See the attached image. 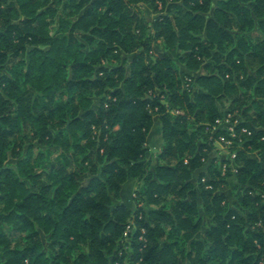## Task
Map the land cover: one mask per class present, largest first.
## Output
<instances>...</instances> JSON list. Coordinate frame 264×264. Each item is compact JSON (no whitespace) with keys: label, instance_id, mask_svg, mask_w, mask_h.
<instances>
[{"label":"trees","instance_id":"16d2710c","mask_svg":"<svg viewBox=\"0 0 264 264\" xmlns=\"http://www.w3.org/2000/svg\"><path fill=\"white\" fill-rule=\"evenodd\" d=\"M0 264H264V0H0Z\"/></svg>","mask_w":264,"mask_h":264},{"label":"rangeland","instance_id":"374dc122","mask_svg":"<svg viewBox=\"0 0 264 264\" xmlns=\"http://www.w3.org/2000/svg\"><path fill=\"white\" fill-rule=\"evenodd\" d=\"M142 10H143L144 17L148 22L151 21L153 18H155V14H153L150 7L144 5V6H142ZM156 124H157V122H156ZM153 132H154V129H153ZM155 139L158 140V136H157V138L153 137L152 141L150 142V145H147V148H148V155L147 156L151 160L152 166H154L156 163L155 154H157V152L160 148L159 142L155 141ZM226 154H227L226 149L223 148L222 146H220L219 143H217L215 145V151L213 152L212 156H218V157L223 156L224 157V156H226ZM136 187H137V183L135 181H132L129 184L126 183L123 186V193H122L121 202L123 204L127 205L128 207H130L131 209H134V207H135L132 199H133V196H134L133 194H134V190L136 189Z\"/></svg>","mask_w":264,"mask_h":264},{"label":"built area","instance_id":"2783aa9c","mask_svg":"<svg viewBox=\"0 0 264 264\" xmlns=\"http://www.w3.org/2000/svg\"><path fill=\"white\" fill-rule=\"evenodd\" d=\"M229 119L230 117L228 116L225 120H224V124H222V122L217 121V124L219 126L221 125H226L227 127V131L229 132L230 136L233 137V127L231 125H229ZM219 143L220 146H222L223 148L226 149V151H228V148L231 147V141L228 140H224V139H219L217 141H215V144ZM231 158H234V155H231Z\"/></svg>","mask_w":264,"mask_h":264},{"label":"crops","instance_id":"0c3cea01","mask_svg":"<svg viewBox=\"0 0 264 264\" xmlns=\"http://www.w3.org/2000/svg\"><path fill=\"white\" fill-rule=\"evenodd\" d=\"M154 19V18H153ZM152 19V20H153ZM151 20V21H152ZM149 21V22H151ZM153 129H154V132H153ZM151 133H150V136H149V139H148V145H150V142L152 141V138H157L158 136V140L155 139V141H158L159 142V146L161 145V136H160V124L157 122V124L155 123L154 127H153ZM157 135V136H156ZM156 136V137H155ZM216 145V144H215ZM133 180H130L127 182V184L131 183ZM123 193V191H122ZM130 208V207H129ZM131 209V208H130Z\"/></svg>","mask_w":264,"mask_h":264}]
</instances>
